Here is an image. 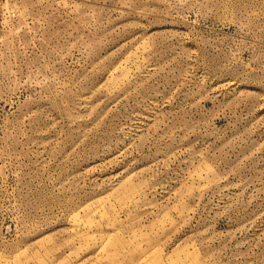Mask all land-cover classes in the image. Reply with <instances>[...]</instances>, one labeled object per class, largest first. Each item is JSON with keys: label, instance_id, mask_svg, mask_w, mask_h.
<instances>
[{"label": "rangeland", "instance_id": "1", "mask_svg": "<svg viewBox=\"0 0 264 264\" xmlns=\"http://www.w3.org/2000/svg\"><path fill=\"white\" fill-rule=\"evenodd\" d=\"M0 264H264V0H0Z\"/></svg>", "mask_w": 264, "mask_h": 264}]
</instances>
